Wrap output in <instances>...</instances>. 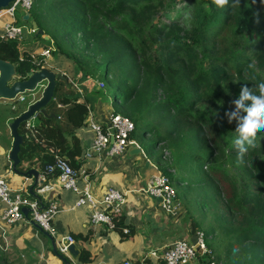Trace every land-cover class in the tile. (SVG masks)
Segmentation results:
<instances>
[{
  "label": "trees",
  "instance_id": "16d2710c",
  "mask_svg": "<svg viewBox=\"0 0 264 264\" xmlns=\"http://www.w3.org/2000/svg\"><path fill=\"white\" fill-rule=\"evenodd\" d=\"M233 5L234 0L224 7L213 0H34L29 17L55 47L53 70L87 92L81 96L56 79L46 110L65 104L63 122L56 112H39L33 132L21 123L17 169L40 166L47 178L55 177L57 171H45L54 155L79 169L85 149L76 130L86 124L91 103L111 95L113 110L134 123L129 137L135 139L139 128L149 134L139 143L147 157L174 185L185 184L187 211L193 194L206 212L208 223L200 226L209 249L204 260L264 264V131L252 145L245 143L241 158L234 144L237 122L225 115L242 86L259 95L255 85L264 81V0ZM20 42L0 32V58L12 62L23 79L43 67L44 59L35 62ZM93 80L104 87L95 88ZM11 106L13 112L22 109L16 100ZM228 157L235 172L222 164ZM114 222L113 228L132 234L122 213ZM198 226L193 219V228ZM93 258L85 249L79 255L83 262ZM0 264L19 263L0 246Z\"/></svg>",
  "mask_w": 264,
  "mask_h": 264
},
{
  "label": "crops",
  "instance_id": "0c3cea01",
  "mask_svg": "<svg viewBox=\"0 0 264 264\" xmlns=\"http://www.w3.org/2000/svg\"><path fill=\"white\" fill-rule=\"evenodd\" d=\"M1 16V15H0ZM9 20V19H7ZM5 20V21H7ZM4 23V22H3ZM2 23V24H3ZM40 48H26L35 56L41 49L51 44H43ZM55 49L49 56L44 66L55 69L53 65ZM37 59V58H36ZM90 80H85L89 82ZM94 87L97 88V81ZM64 87H67L64 85ZM93 87V88H94ZM85 92L86 88L83 87ZM39 90V89H38ZM25 94L23 101L16 100L22 107L21 110L13 112L11 106L12 99L0 97V176H3L11 187L23 188L29 191V186L33 183V177H26L22 173L14 171L9 160L8 153L12 147L13 137L8 126L16 115L26 109L27 105L37 99L39 91ZM111 95L98 97L91 103V117L98 122H105L107 115L113 110ZM66 105L56 106L49 109L47 113H57L55 118L63 122V117L59 115ZM76 133L80 137L83 150L92 143L94 132L85 124L77 128ZM132 143L121 154L116 156H105L103 153L92 151L85 156L79 166L77 183L80 189L88 187L90 192L100 198L109 186H113L125 193V202L122 205L124 222L132 228V234L124 235L118 229L110 228L106 223H91L89 214L91 205L87 202L77 204L80 193L73 189L62 186L56 177H46L40 166H32L39 172L37 182L32 188V194L47 202L51 199L58 201V210L53 218V225L57 233L52 235L56 245L68 234L73 235L75 243L79 248V255L83 249L90 251L94 258L91 261H80L70 258L73 264H103L106 262H118L129 259L132 264H162L153 256H147V252L152 249L161 250L176 238H185L194 241V234L198 227L193 228V219L199 221L194 213L195 210L187 211L181 205V213L175 218L171 217L161 209L159 200L140 190L146 180L153 174L159 172L158 167L147 157L145 151L137 141L132 138ZM138 146L140 151H131V148ZM149 160L146 166L145 161ZM174 185V184H173ZM177 191V190H176ZM177 198L180 204L183 199ZM183 202H182V201ZM5 204L0 201V215ZM191 209V207H190ZM89 237L84 239L78 237ZM0 246L10 255L11 259L19 264H65L52 250L51 239L33 223L19 220L14 223H6L0 219ZM204 255V254H203ZM203 255H199L194 264H207Z\"/></svg>",
  "mask_w": 264,
  "mask_h": 264
},
{
  "label": "built area",
  "instance_id": "2783aa9c",
  "mask_svg": "<svg viewBox=\"0 0 264 264\" xmlns=\"http://www.w3.org/2000/svg\"><path fill=\"white\" fill-rule=\"evenodd\" d=\"M32 4L33 0H13L7 7L0 9V15L8 14L10 16V19L2 24L1 38L20 40L25 32L32 33L35 31L33 27L29 26L27 28L25 24L19 23L15 17L17 8H20L24 14L25 11H29ZM54 49V45L51 44L42 48L39 54L41 57L48 58ZM41 60L43 59L37 58L35 62L39 63ZM45 61L46 59H44V63ZM69 83L72 89L81 96L86 93L80 83L70 78ZM96 83L97 87L101 88L104 86L103 81L98 80ZM17 99L23 101L25 95L19 94ZM63 105L65 104L57 102V106ZM90 115L91 110L89 109L86 124L93 130L94 135L92 143L87 147L84 155H90L93 150L109 157L121 155L133 141L129 137L134 130L133 121L128 116L113 110L107 115L105 122L93 120L89 117ZM36 123V115H33L25 121V128L33 132L36 128ZM45 171H57L55 177L62 186L80 193L77 204L87 202L91 205L92 208L89 214L91 223L104 222L110 228L115 226L114 215L122 212V205L125 202V193L122 190L109 186L103 195L97 198L90 192L88 187L80 189L77 183L78 169L73 168L68 161L58 155H54L53 160L46 164ZM140 190L156 197L165 214L176 218L181 213L182 209L177 198L176 188L170 178L160 170L157 173H153ZM0 201L5 204L0 215L2 221L6 223H14L19 220H25L30 223L35 222L42 230L48 231L51 235L57 233V229L53 225V218L58 210V201L56 199L45 202L37 197L32 198L27 195V191L23 188L11 187L8 181L3 176H0ZM23 207H28L27 213L23 212ZM124 231L127 232L128 228L124 227ZM74 241L73 235L68 234L65 240L57 244L58 251L71 257L67 252V244ZM208 250L204 231L197 229L194 234V241L176 238L161 250H150L147 252V256L155 257L162 264H180V262L187 259H197L199 255H203ZM103 264H132V262L129 259H123L118 262H106ZM207 264L220 263L214 259H208Z\"/></svg>",
  "mask_w": 264,
  "mask_h": 264
},
{
  "label": "water",
  "instance_id": "95a60500",
  "mask_svg": "<svg viewBox=\"0 0 264 264\" xmlns=\"http://www.w3.org/2000/svg\"><path fill=\"white\" fill-rule=\"evenodd\" d=\"M11 1L13 0H0V9L7 7ZM28 17L29 11H25L22 15V19H27ZM31 26L35 30V35L43 34V30L41 28H37L35 20H31ZM44 37L48 38L49 36L44 35ZM56 79H62L66 86L69 84L68 78L64 73L49 69L46 66H43L40 69H31L27 72L26 77L18 79L16 76L15 65L10 61L0 58V97L17 100L19 94L26 93L29 95L30 93H33L35 89H38V86H42L40 96L34 101H31L27 105L26 109L21 111L8 123L10 133L13 137L12 147L9 150L8 157L14 171L20 172L17 169V164L20 160L19 151L23 141V135L19 132V126L22 122H25L33 115H37L39 112L47 116L54 114L47 113L46 105L53 98ZM54 116L56 117L57 115L54 114ZM131 151L138 152L140 151V148L138 146H134L131 148ZM148 164L149 160H146L145 165L147 166ZM20 173L26 177L34 178L33 183L29 186V191L32 193L33 186L37 182H41V180L38 179V170L34 167H30L26 171ZM23 212L27 213L28 207H23ZM33 225L42 230L37 223L33 222ZM42 231L51 239L52 250L55 255H57L65 264H73L72 260L68 258L67 255L58 251L53 236L46 230ZM67 252L71 255L72 259L78 258L79 248L75 242H69L67 244ZM180 264H194V262L191 259H187L186 261L180 262Z\"/></svg>",
  "mask_w": 264,
  "mask_h": 264
},
{
  "label": "clouds",
  "instance_id": "9594fccd",
  "mask_svg": "<svg viewBox=\"0 0 264 264\" xmlns=\"http://www.w3.org/2000/svg\"><path fill=\"white\" fill-rule=\"evenodd\" d=\"M213 3L219 7H224L229 0H213ZM239 0H234V5ZM259 95H255L246 85L241 87L240 94L232 103L235 105L234 110L225 113L229 122H237V138L234 141L235 146L239 149L238 155L242 158L247 151L245 143L252 145L253 138L259 131H264V81L255 85ZM245 101H250L246 104Z\"/></svg>",
  "mask_w": 264,
  "mask_h": 264
},
{
  "label": "rangeland",
  "instance_id": "374dc122",
  "mask_svg": "<svg viewBox=\"0 0 264 264\" xmlns=\"http://www.w3.org/2000/svg\"><path fill=\"white\" fill-rule=\"evenodd\" d=\"M33 3H34V0H33ZM33 5V4H32ZM2 10V9H1ZM22 10L20 9V8H17L16 9V12H15V17H16V19H17V21L19 22V23H23V24H25L26 25V27L28 28L30 25V23H31V20H32V17H29V18H27V19H22ZM5 19H6V17L5 16H3V17H0V31H1V29H2V23L5 21ZM10 19V18H9ZM19 41H21L20 42V47L21 48H31V47H36V48H40V45H38L39 43L40 44H42V47L43 46H45V45H43V44H52L51 43V39L48 37V38H45L44 37V34H41L40 36H37V35H33V33H28V32H25L24 34H23V38L22 39H20ZM53 45V44H52ZM36 56V58H42V59H47V58H45V57H41L40 56V54H39V52L37 53V54H35ZM52 55V54H51ZM54 55H55V53H54ZM104 87V86H103ZM38 91H40V89H41V91H42V86H38ZM238 96H239V94H237L235 97L236 98H238ZM113 97V96H112ZM232 101L233 100H230V104H229V111H231V110H234V108H235V105L232 103ZM245 103L246 104H249V102L248 101H245ZM0 110H3V108H2V106L0 105ZM114 111V110H113ZM135 138L137 139V141L139 142V143H145V142H147L148 140H149V134H146V135H144V133H142V129H138L137 131H135ZM225 134V136H226V133H224ZM222 164L226 167V168H228V169H230L231 171H236L237 170V166L235 165V163H234V161H233V159L231 158V157H228V158H226L224 161H222ZM175 186V188H176V190H177V194H178V197L181 199V197H182V195H181V192H182V190H183V188L185 187V184L184 183H181V184H175L174 185ZM182 201V200H181ZM184 201V200H183ZM182 201V202H183ZM187 203H188V205H189V209H190V205H191V211L192 210H195V214H196V216L198 217V219H199V224H200V226L201 227H204V226H206L207 225V223H208V217L206 218V212H201L200 210H199V206H198V204H197V201H196V199H195V197H194V195L193 194H190V196L188 197V199H187ZM181 205H184V203L183 204H181ZM185 206V205H184ZM186 208V207H185ZM187 209V208H186ZM194 260H196V259H194Z\"/></svg>",
  "mask_w": 264,
  "mask_h": 264
}]
</instances>
